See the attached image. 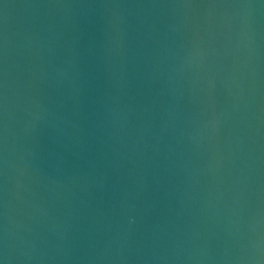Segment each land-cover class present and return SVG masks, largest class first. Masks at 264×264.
<instances>
[{
  "label": "water",
  "instance_id": "95a60500",
  "mask_svg": "<svg viewBox=\"0 0 264 264\" xmlns=\"http://www.w3.org/2000/svg\"><path fill=\"white\" fill-rule=\"evenodd\" d=\"M0 264H264V0H0Z\"/></svg>",
  "mask_w": 264,
  "mask_h": 264
}]
</instances>
